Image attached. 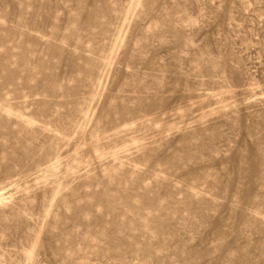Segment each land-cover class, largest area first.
<instances>
[{"label":"rangeland","instance_id":"1","mask_svg":"<svg viewBox=\"0 0 264 264\" xmlns=\"http://www.w3.org/2000/svg\"><path fill=\"white\" fill-rule=\"evenodd\" d=\"M0 264H264V0H0Z\"/></svg>","mask_w":264,"mask_h":264},{"label":"bare ground","instance_id":"2","mask_svg":"<svg viewBox=\"0 0 264 264\" xmlns=\"http://www.w3.org/2000/svg\"><path fill=\"white\" fill-rule=\"evenodd\" d=\"M1 195H2V194H0V202H1V201H2V199H3V198H1Z\"/></svg>","mask_w":264,"mask_h":264}]
</instances>
